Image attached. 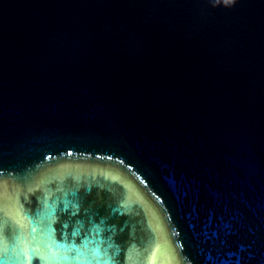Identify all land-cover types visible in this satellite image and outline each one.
I'll use <instances>...</instances> for the list:
<instances>
[{"label":"water","instance_id":"1","mask_svg":"<svg viewBox=\"0 0 264 264\" xmlns=\"http://www.w3.org/2000/svg\"><path fill=\"white\" fill-rule=\"evenodd\" d=\"M0 264H264V0H0Z\"/></svg>","mask_w":264,"mask_h":264}]
</instances>
